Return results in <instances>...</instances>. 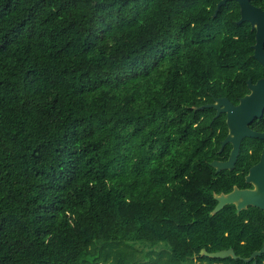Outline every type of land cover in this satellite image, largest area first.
<instances>
[{"label":"trees","instance_id":"1","mask_svg":"<svg viewBox=\"0 0 264 264\" xmlns=\"http://www.w3.org/2000/svg\"><path fill=\"white\" fill-rule=\"evenodd\" d=\"M219 1L0 0V264H246L258 226L211 214L224 117L194 108L264 67Z\"/></svg>","mask_w":264,"mask_h":264},{"label":"water","instance_id":"2","mask_svg":"<svg viewBox=\"0 0 264 264\" xmlns=\"http://www.w3.org/2000/svg\"><path fill=\"white\" fill-rule=\"evenodd\" d=\"M229 0H220L214 12V17L222 6ZM240 5V20L238 25L249 23L253 31H256V43L254 44L255 58L264 67V10L255 7L251 4V0H234ZM249 89L251 94L241 100L239 106H234L226 99H216L213 104L203 107H195L196 111L205 109H214L217 112L216 118L222 113L227 114V125L229 134L226 140L222 143L219 153H222L228 144L234 146L231 152L230 160L227 163L214 161L211 166L220 173L223 170H233L236 166L238 158L241 155L242 144L247 139L264 141V134H258L250 129V126L256 121L264 117V79H261L257 84H254L253 79L249 80ZM249 182H253L257 188L255 191H242L236 188L230 194L215 195V200L218 202L212 215H216L224 207L228 205H236L238 213L241 214L249 206H257L264 209V153L262 162L257 167H254L248 177ZM264 253V247L260 251H256L248 259H244L247 263L254 261L256 264L257 258ZM201 258L208 259H227L233 257L238 260L234 249L223 250L209 254L205 250L201 252Z\"/></svg>","mask_w":264,"mask_h":264},{"label":"flooded vegetation","instance_id":"3","mask_svg":"<svg viewBox=\"0 0 264 264\" xmlns=\"http://www.w3.org/2000/svg\"><path fill=\"white\" fill-rule=\"evenodd\" d=\"M251 4H252V2H251ZM252 5H254V4H252ZM254 6L264 10L260 6H256V5H254ZM255 40H256V37H255ZM261 79H264V77L260 78L254 84H257ZM249 94H251V91L246 96L239 98L237 101L230 100L227 97L214 98V100L211 104H213L216 99H226L231 104H233L234 106H239L241 103V100L244 99L245 97H247ZM214 112H215V115H214V119H215L217 112H216V110H214ZM220 117H224V122H225L226 130H227V136H226V138H227L228 134H229V129H228V125H227V114L222 113L218 118H220ZM261 119H256V121L250 126V129L253 132L258 133V134H264V123L262 125L256 124L258 121H261ZM252 141H260L261 143H254ZM223 142H221V146H222ZM246 144H248L250 146V149L248 150V153H249L248 155L243 154V149H244ZM227 149H229V153L220 155L218 157V159H216L214 161H217L220 163H227L230 160L231 152H233L234 146L231 144H228L223 151H227ZM245 153H247V151ZM263 153H264V141L254 140V139L245 140L242 144L241 155L238 158V161L236 163L235 168L233 170H223L220 172V173L225 172L223 174V176L221 177L223 180L222 184H221L223 189L219 194L215 193L214 196L215 195H221V194H230L231 192H234L236 190V188H239L242 191H255L257 186L253 182H249L248 177L250 176L252 169L254 167H257L258 165H260V163L262 162ZM214 161H212V162H214ZM212 162H210V165ZM233 206H235L236 209L238 210L236 205H233ZM243 212H245L243 223L249 229H251L252 226L257 225L258 226V231H257L258 235H257V238L253 237L251 234L245 235L242 238L243 239L242 244L248 245V243H250V242L259 241L260 242L259 248L257 250H255L254 252L260 251L264 247V209L257 207V206H254V207L249 206L248 209L244 210ZM250 231H252V230H250ZM252 254L245 259L250 258L252 256ZM245 263L246 264H253L254 261H251L249 263H247L245 261ZM256 264H264V253L257 258Z\"/></svg>","mask_w":264,"mask_h":264},{"label":"rangeland","instance_id":"4","mask_svg":"<svg viewBox=\"0 0 264 264\" xmlns=\"http://www.w3.org/2000/svg\"><path fill=\"white\" fill-rule=\"evenodd\" d=\"M137 246L138 247L135 250H133V252H135L139 256V258H143L144 257L143 253L148 251L144 250V248L141 245H137Z\"/></svg>","mask_w":264,"mask_h":264}]
</instances>
